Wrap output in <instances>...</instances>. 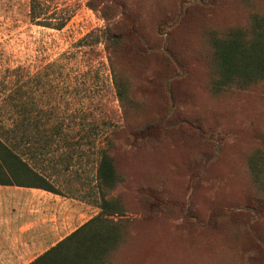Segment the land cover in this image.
<instances>
[{
    "label": "rangeland",
    "instance_id": "rangeland-1",
    "mask_svg": "<svg viewBox=\"0 0 264 264\" xmlns=\"http://www.w3.org/2000/svg\"><path fill=\"white\" fill-rule=\"evenodd\" d=\"M88 1L56 0L73 12L58 31L30 22L29 0H0V131L20 120L9 103L15 91L27 120L25 139L3 140L61 194L92 205L93 217L102 192L122 201L130 222L113 264H264V188L249 168L264 150V81L213 94L203 35L264 17V0H117L154 54L125 75L136 105L127 117L104 46L80 44L106 25ZM164 20L169 31L162 33ZM167 111L166 134L130 138V130ZM34 117L39 130L30 126ZM46 124L59 136L46 139ZM104 152L122 176L114 190L98 187ZM150 198L157 208L149 211Z\"/></svg>",
    "mask_w": 264,
    "mask_h": 264
},
{
    "label": "trees",
    "instance_id": "trees-1",
    "mask_svg": "<svg viewBox=\"0 0 264 264\" xmlns=\"http://www.w3.org/2000/svg\"><path fill=\"white\" fill-rule=\"evenodd\" d=\"M56 0H29L30 22L36 26L62 30L73 17L70 8H58ZM87 7L101 13L105 26L88 33L80 41L82 47L104 46L112 75L113 83L127 117L129 110H136V105L129 93L126 73L139 62L146 61L154 54L145 47L141 39L140 28L135 16L128 15L126 7L117 0H89ZM250 16V15H249ZM251 22L246 27L235 26L221 32L205 30L204 39L209 52L210 91L215 94L231 90H247L264 81V17L259 14L250 16ZM169 22L164 20L159 31H169ZM170 31L169 40L172 39ZM205 44V45H206ZM169 69L174 68L173 61L164 56ZM181 79V78H180ZM179 80V79H177ZM177 80H175L177 82ZM174 81V82H175ZM173 82V83H174ZM23 94L15 91L9 95V103L20 115L12 129L7 133L0 131V185L42 189L61 194L42 173L37 171L27 159L17 153L13 146L3 139H25L23 112ZM175 111V109H174ZM173 112V111H172ZM164 112L156 120H146L137 128L130 130V138L135 142L156 140L167 132L163 124L167 118ZM37 117L28 119L31 128L39 130ZM43 129L46 139L59 136L56 127ZM48 132V133H47ZM12 134V135H11ZM139 144V143H137ZM211 160V158H209ZM249 168L253 183L262 190L264 179V150H258L249 159ZM98 187L114 190L122 181L116 160L108 153H103L97 171ZM100 212L56 246L39 256L30 264H113L112 258L124 242L127 233L128 218H124L125 209L119 198L107 199L101 193ZM145 207L157 208L150 198ZM119 216V219H113Z\"/></svg>",
    "mask_w": 264,
    "mask_h": 264
},
{
    "label": "crops",
    "instance_id": "crops-1",
    "mask_svg": "<svg viewBox=\"0 0 264 264\" xmlns=\"http://www.w3.org/2000/svg\"><path fill=\"white\" fill-rule=\"evenodd\" d=\"M92 218L74 197L0 185V264H30Z\"/></svg>",
    "mask_w": 264,
    "mask_h": 264
},
{
    "label": "water",
    "instance_id": "water-1",
    "mask_svg": "<svg viewBox=\"0 0 264 264\" xmlns=\"http://www.w3.org/2000/svg\"><path fill=\"white\" fill-rule=\"evenodd\" d=\"M194 221H196V219H194Z\"/></svg>",
    "mask_w": 264,
    "mask_h": 264
}]
</instances>
